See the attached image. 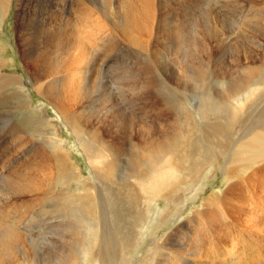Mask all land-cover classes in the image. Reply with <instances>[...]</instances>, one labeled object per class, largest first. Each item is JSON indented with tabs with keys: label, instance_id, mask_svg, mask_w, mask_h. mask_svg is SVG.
Listing matches in <instances>:
<instances>
[{
	"label": "rangeland",
	"instance_id": "rangeland-1",
	"mask_svg": "<svg viewBox=\"0 0 264 264\" xmlns=\"http://www.w3.org/2000/svg\"><path fill=\"white\" fill-rule=\"evenodd\" d=\"M107 1L108 0H20L18 3V8L20 9H17L16 0H2L3 4L0 5V66L2 67V70L7 77H20L21 80H24L25 83V87L22 88V90H18L19 92L15 91V88H17V86H15V84H12L11 86L3 89L0 95V101L2 100V102H0V160H3L8 151L9 156H11L9 158V161L5 159L4 163H0V174L2 173L0 175V195H2L3 198L2 199L0 196V202L5 201V203H1L3 206L0 205V215H3L0 216V222L4 223L7 227L11 225V227L16 229L18 232L22 227V229L20 230V233H22V241L19 243L13 242L8 246L6 250L14 254L15 259H10V262H12L13 264H26L16 262L19 253L17 254V248H15V246L18 247V249H21L23 247L26 249L28 245H31V240L33 241V245L35 246L38 253L35 264H55L56 259H59L63 256L62 251H64L65 249L66 251L69 250L70 246L76 248L77 245H75V243L74 245H70L71 237L75 241V230H77L75 229V226H79L77 224L76 217H73V219L71 218L68 208H66V211L62 213L59 210V207H56V203L58 201L57 191H59L62 184H66V188L70 191L76 189L78 178H75L74 170L77 172L78 177L81 180L83 178L91 180L92 184L84 182L83 189L87 190L92 195L97 196V198L100 197V194L102 195V191L105 188H108L111 185H113L115 188H119V194L114 192H107L109 195L118 196L121 194L126 195L128 193H133L132 188L129 186L131 184L130 180L120 177L122 176V173L127 177L128 173L124 172L123 169H130V166L135 164V162L145 164L143 158L140 157L139 153L141 152L139 148H141V142L143 140L141 127L146 123V120H144V118L142 117L146 115L149 117L152 123H159V127L164 125L167 118L171 119V121H176L179 133L180 131L185 130L183 129L186 127L185 122H188L189 127L194 126V129L193 131H191L189 137L184 134L178 136L174 143L176 145V148L168 149L178 150V158L181 161L184 160L182 162L184 163V165L196 163V157H198L197 155H199V158L201 159L200 165H191V168L187 166V168L191 171L188 176L183 175L181 172H177L174 174V178L169 180L167 179L164 183H162L161 188L164 192L168 191V189L172 186L175 187V189H173L175 191V196L173 198H169L158 192L157 196L155 195V197H153V199L150 201L148 209L142 213V220L138 223V226L136 225V228H134V230L138 229L137 231L140 232V238H137L135 242H128V237L126 238L122 234L121 229L115 228L114 231L117 233L122 243L120 247L117 248L114 238L112 237L111 239V234L108 226H104L105 223L103 221L101 222L100 232L102 233V230L105 229L106 240L108 241L107 247L104 250L106 257L105 264H140L142 259L147 254L146 252L151 247L150 241L155 240L154 237H158L161 235H165V237H168L179 224L181 229L183 228L186 233L188 232V236L185 233L186 239L188 241L191 240L189 244L187 243L188 241L184 239L185 237H183L182 235L180 236L179 234V236L181 237L180 246L185 247V245L188 244L190 245L189 248H193L194 244L196 243V241H194L195 236L191 230V221L194 220L192 218L193 215H195L194 213H202L207 211L215 212L219 217L223 218V213L220 210H217L216 207L220 206L218 202L221 203L225 208L234 206L233 208H236V210H238V207L240 208L241 205L247 200V198L252 195V192H250L245 198L241 197L238 202L234 201L236 191L238 189L245 188L243 185L245 181L244 179L250 176L252 171L258 169L256 167V164L246 163L243 164L239 168V170L237 168V170L231 171L232 167H230L229 165L232 164V161L231 158L229 159V157L231 154H233L234 151H238L237 148L241 147L240 141L241 143L245 142V140L243 139L245 136V139L247 138V141L254 134H257V130L258 133L264 135V13L262 12V10L256 13H253L252 11L250 12L247 7H244L245 4H243L244 2L242 0H206L207 2H204L202 0L198 6H195L196 8L193 7V14H191L190 12L189 16L190 22L189 24H185V26L182 27L183 34L182 36H180V41H177L176 36H173L174 38L172 39L169 37L166 38V36H168V33H165V31H170V22L172 20V16L167 13L168 8L171 5H174V3L176 4L177 2L176 0H163V2L161 3L164 4L165 1L167 3L166 5L160 3L159 13L155 14L152 24L150 23L149 30L142 34L139 41L134 42L129 37H127V35L125 37L123 34H121L123 33L122 26L124 25V22L127 18L122 14L118 15L119 17L115 14L116 17H118L117 19L116 17H114V12L120 9V7L122 6V2L120 1V3L119 0H111L110 4V0L108 1V3H106ZM181 1L183 2H181L180 4L184 7L186 3L184 2V0ZM247 1L255 2V0ZM76 2L77 4H75ZM78 4L85 7L81 8L82 11L84 10L83 13L85 15H89L90 12L88 10H91V14L95 19L100 17V19H98L100 21L96 20V22L101 23V20H103L104 18L107 21L104 19L105 22L102 21V25H104L102 27L103 29L100 30L97 35H94L95 37L92 36L93 41L91 40L89 42L91 46H84L87 55H85L82 63L73 65L72 57H75L74 54H77V52L73 53L74 51L72 52L73 55L70 62L68 61L70 60L69 58L71 54L70 56H67L65 54V60H53L54 62H59V64L62 63V65L65 62L67 63L66 68H58L59 71H56L57 73L55 72V74H57L58 76H55L53 72L57 70V67L55 66L54 62H48L47 67L46 65L44 66V57L43 55L40 56L42 54V51H40V44L45 41L46 36L48 35L47 31L51 24L49 22H52L51 20L54 19V16H60L63 14V16L66 17L65 15H72L73 13L75 14L77 6H79ZM83 4H85L86 6ZM92 4L98 10L100 9L101 13L93 10L95 13H99V17H95L97 15H94V12L92 11ZM101 5L104 8H101ZM111 6L113 8H111ZM87 7H89L90 9H88ZM105 7L107 8V11L109 8V11L111 12L115 8L118 9H115L112 14L111 12L109 13V11L102 12L104 11L103 9L106 10ZM256 9L257 8H254V10ZM87 12L89 13L87 14ZM209 12H211L212 14ZM101 14L104 15V18H102L103 16ZM107 14L108 16H106ZM165 15H167V17ZM216 15L219 16L221 20L220 24L215 18ZM256 16H259L260 18L255 19L254 17ZM17 17L19 23L18 26L16 22ZM113 17L116 21H114ZM108 21L110 24H108ZM104 23H107V25H105ZM203 23H205L208 27V34L210 33V35L206 34V30H203ZM46 24L48 27L46 26ZM45 27L46 32H44ZM113 27L114 29H116L114 30ZM193 27L197 28L196 33ZM21 28L24 30H22ZM107 28H111V31L114 30L113 34L109 35L110 32H107L109 31ZM17 32H20L21 37L23 36L22 44L24 49L16 46L18 45V38H16ZM100 34H104V37ZM99 35L100 37H98ZM107 37L109 38L108 40ZM165 38H169L168 40L171 39L170 42L175 43V45L171 46L168 55L159 57L157 60H155L156 49H159V52L163 53L164 44L168 41H166ZM14 41H16V44ZM142 42L144 45L142 44ZM29 43H31V47L29 46ZM109 43L111 44L109 45ZM106 44H108V46H111V48ZM158 44H160V46ZM33 45L35 47H33ZM214 45H216L217 48ZM25 46L29 49H27ZM89 46L92 47L93 50L90 49ZM37 47H39V49ZM151 47L154 52H149ZM141 49L145 51L143 52ZM25 50L29 51L26 53L24 52ZM37 51H39L40 53L38 54ZM34 55L37 56V58L39 56V58H36V60ZM172 55L175 57V60ZM26 60H28V63ZM155 61L157 71L153 73L151 71V67ZM35 62L37 65H40L35 66ZM32 64L33 66H31ZM42 64L43 67L41 66ZM34 66L36 67V69ZM38 67L40 69L42 68L43 70L41 69V71L39 72L40 69ZM69 71H72L71 73H74L75 75L78 74L76 75V78H79L80 83L83 84L82 89L84 91V94L79 97L80 101L77 102V105L79 104L78 107L82 108L79 117H81V121H85L91 125L89 126L91 127V131H89V129L85 130V135L82 137V141H80L75 134H72L74 133V131L72 132L70 126H64V124L59 121L58 114H56L57 112L55 111V105L57 103L55 97L62 96L63 87H60L61 85L59 83L65 79L67 73L69 74ZM243 71L245 73H243ZM50 72H52L51 74H53L54 77L51 76L44 79L43 81L44 83L48 82V86L52 85V90L56 89L55 94L52 93L51 96L43 97L36 91V93H34L33 91L35 89L32 84L31 78L37 79L38 75L44 73L49 74ZM179 73L182 77L179 76ZM226 73L229 76H227ZM30 74H32L33 76H31ZM35 75L37 76L34 77ZM236 75L239 76V78ZM87 78L92 79L89 80ZM183 81L186 83L183 84ZM128 82L130 83L129 86H131L132 90H130L131 88L128 87ZM59 92H61V94ZM228 99H230V101ZM211 100L214 105L219 106L218 110H216V107H214L216 109L213 108V113L208 112L207 106V103H211L210 105H212ZM27 101L28 103H26ZM24 105L26 106V108ZM204 107H206V109L203 110ZM200 110L203 111V114L205 115L202 116ZM43 113L46 115L45 118ZM55 122L57 123V128L59 127V130L55 129ZM110 125L112 131H110L108 127ZM103 128L109 131L110 138L103 136V139L105 141L102 146L97 144L95 145L90 137L95 136L98 133L100 135H103ZM155 130L157 131L153 135L154 138L152 137L149 141L150 143L153 142V146L155 145L157 148H159L161 146H165L166 142L169 145L172 144L175 139V135L173 136L171 134H176L175 131H159L157 127ZM20 131L31 134L33 138L28 141L29 145L27 144V148H23L21 151H17L18 148H15L14 146L15 141H12V139L15 138H13L11 135ZM249 134H251L252 136H249ZM193 135L195 136L193 138H190ZM27 138H29L27 135L26 138L22 137V139L25 141L21 139L22 142L20 143L21 145L19 144L20 147H22L24 142H27ZM47 141H50V143H54L56 146L60 144L63 145L68 158L66 160L65 175L67 174L66 176L71 179L66 180V176L60 177L57 172V164L55 163V161H53V164L50 167H52L53 169L55 167L56 171L55 169L53 170L54 175L49 181L50 186L48 190L45 191V188L47 187L45 185L46 182L38 183L39 178H37L38 173L36 171L38 170V168H35L36 164L34 162L29 166L30 173L27 169V172L25 170L22 171H24V173H29L30 183L33 178L32 181H35V185L36 183H38V187L36 189L35 186L31 187L29 180L27 179L29 175L26 177L27 174L25 173V175L21 172L22 179L26 177V181L24 182V184H26L28 181V184H26L27 189L22 190V192L19 191L20 193L13 191L11 192V189H8V186L10 187L12 183H10L11 181L7 182L5 177L7 174L6 170L8 169V163H12L13 166L14 163L22 161L28 153L27 151H29L30 153L35 151L39 156L40 154H42L43 150L48 151L49 147V149L53 148ZM35 142L38 143V145ZM110 142H112V144H109ZM35 146L39 148H35ZM155 146L154 148L156 150L157 148ZM29 147L33 148L29 149ZM108 148H114L115 150L119 151L120 155L117 160H114V165H121L122 168L119 169L116 180H114L112 183L105 182L103 184L102 180H93V178L96 177L93 176L95 175V170L93 169L95 163H92L90 160H95L99 155L101 156L102 154H106L105 151H107ZM51 150L52 152L54 151V149ZM192 155L195 156L193 157ZM89 164L92 166V168H90ZM145 168L147 169V167ZM194 169L195 171H193ZM226 169L228 170L227 173L225 172ZM23 175L25 177H23ZM62 179H64V181ZM41 180H44L42 176ZM4 181L6 182V184L8 183V185L5 186ZM2 182L4 184H2ZM21 183H23L22 180ZM89 184L92 186L93 190H91V186ZM117 184H119L120 186ZM55 185L57 191H55L54 189ZM99 185L101 187L104 186L105 188L103 187L100 190ZM7 190L9 194H7ZM27 190H30V192H28ZM9 191L12 194H10ZM23 191L27 193H23ZM5 195H7L8 197ZM5 197H7V200ZM12 197L15 200H13ZM16 200L22 203L20 207L15 209L20 213L22 212L21 219L23 220H19L22 223L20 224V222L18 221L21 226H19L18 223H13V219L9 218L11 217V209L7 208V204L9 202L11 203ZM51 203H53L55 206L51 205ZM4 206L6 208L1 209V207ZM51 206H53L54 208ZM249 207L252 208V210H256L255 206L252 204ZM122 210H124V208ZM5 212H8V214H6ZM67 213L69 214V217L67 216ZM71 215H74V213H72ZM31 216L34 217L32 218ZM156 216L158 217L155 218ZM103 219L105 218L103 217ZM187 221L188 223H186ZM162 222L164 224L161 225ZM260 223L261 221L258 224ZM50 224L53 226H51ZM186 224H189V226L187 227ZM128 225H134V221H130V223L128 222ZM124 228L128 229L127 226H125ZM151 234L153 235L151 236ZM262 234L264 235V229ZM76 236H78L79 238L81 235L78 232L76 233ZM31 237L32 239L30 240ZM83 239H85V236ZM27 240L30 241L28 242ZM192 240L194 242H192ZM20 243H23L24 245ZM235 245H237V243H235ZM125 246L127 249L125 248ZM249 246H251V244H249ZM122 249L125 250L122 251ZM55 250L57 251L55 252ZM189 252L191 253V249H189L187 254H190ZM244 257L245 255H243V258ZM90 263L99 264V261L96 258L90 259ZM31 264H33V259ZM72 264H80L79 259H75Z\"/></svg>",
	"mask_w": 264,
	"mask_h": 264
},
{
	"label": "bare ground",
	"instance_id": "bare-ground-1",
	"mask_svg": "<svg viewBox=\"0 0 264 264\" xmlns=\"http://www.w3.org/2000/svg\"><path fill=\"white\" fill-rule=\"evenodd\" d=\"M17 1V9L18 8V3L20 0H16ZM25 1V0H24ZM87 1V0H86ZM109 1V0H108ZM108 1L106 3H108ZM116 1V0H114ZM122 3H121V2ZM167 1V0H166ZM165 1V5L166 2ZM170 1V0H169ZM202 0H184V2L186 3L185 6L183 7L180 3L183 2L181 0H176V4L174 3V5H171L168 8V14L172 16V20L170 22V31L165 33H168L169 38H174L173 36H176V40L180 41V36H182L183 34V29L182 27L185 26V24H189L190 22V12L192 13V9L195 6H198L201 3ZM204 2H207L206 0H203ZM227 1V0H226ZM238 1V0H237ZM245 4L244 7L248 8V10H250V12L252 11L253 13L255 12H259L262 10V12L264 13V0H255L250 2L247 0H242ZM119 2L122 4V6L120 7V9L116 10V12H114V10L111 12L108 11L109 13L111 12L114 15L116 14L118 15H123L124 17H126V21L124 22V25L122 26V31L125 37L127 35V37H129L131 40L135 41H139L142 34L144 32H147L149 30V26L150 23L152 24L155 14L159 13L160 10V3L163 2V0H119ZM235 2V1H234ZM119 3V4H120ZM169 3V2H168ZM172 3V2H171ZM239 3V2H238ZM237 3V4H238ZM242 3V2H241ZM2 0H0V5H2ZM77 4V2L75 3ZM110 4H111V0H110ZM118 4V5H119ZM163 4V3H161ZM163 4V5H164ZM236 4V5H237ZM21 5V4H20ZM79 5V4H78ZM85 5V4H83ZM72 6V5H71ZM86 6V5H85ZM102 6V5H101ZM109 6V4H108ZM107 6V7H108ZM113 6V5H112ZM111 6V8H113ZM204 6V5H203ZM206 6V5H205ZM208 6V4H207ZM206 6V7H207ZM62 7V6H61ZM242 7V6H241ZM81 8H85L84 6H77L76 12L75 14L73 13L72 15H65L66 17L62 15L58 16L55 15L54 19H52V22L49 29H48V35L46 36V39L44 42H42V44H40V48L42 51L41 55H43L44 57V66L47 64L48 62H54L53 60L55 59H59V60H65V54L68 56H70V60L68 62L71 61V57H72V52L75 53L77 52V54H74L75 57H72V62L73 65L74 64H80L82 63L85 55L86 51L84 46H88L91 44H89V42L92 40L93 41V37H95L94 35H97L98 32H100V30H102L103 26L102 25V21L105 22V18L104 15H102L104 18L103 20H101L100 22H96L100 21L98 19H100L99 17V13H95L94 11L100 12V9L98 10L97 8H95V6L92 4L91 8L92 11L94 12V15L96 14L97 16L95 17H99V18H94V16L91 14V10H88L89 12H87V14L89 13V15H85L82 11ZM88 9H90L89 7H87ZM100 8V7H99ZM101 8H104L103 6ZM106 8V7H105ZM196 8V7H195ZM210 8V7H209ZM216 8V7H215ZM236 8V7H235ZM254 8H257L256 10H254ZM105 12L107 11L103 9ZM167 10V9H166ZM191 10V11H190ZM205 10V9H204ZM207 10V9H206ZM254 10V11H253ZM107 11V12H108ZM16 12V11H15ZM65 13V12H64ZM101 13V12H100ZM165 13V12H164ZM211 13V12H209ZM15 14V13H14ZM17 14V13H16ZM58 14V13H57ZM105 14V13H104ZM166 14V13H165ZM167 14V15H168ZM212 14V13H211ZM116 15L114 17H116ZM167 15H165L167 17ZM223 15V14H222ZM108 16V14L106 15ZM122 16V17H123ZM206 16V14H205ZM221 16V15H220ZM113 17V18H114ZM119 17V16H118ZM116 17V19L118 18ZM202 17V16H201ZM213 17V16H212ZM111 18V17H110ZM164 18V17H163ZM215 18L218 20V23H221V20L219 18V16H215ZM228 18V17H227ZM256 18H260L259 16L254 17ZM95 20V21H94ZM120 20V18H119ZM161 20V19H160ZM213 20V18H212ZM1 21V20H0ZM14 21V20H13ZM107 21V20H106ZM114 21L115 18H114ZM118 21V20H117ZM16 22H17V26H18V17L16 18ZM15 22V23H16ZM253 22V21H252ZM39 23V22H38ZM96 23V24H95ZM88 24V25H87ZM105 24V23H104ZM108 24L109 21H108ZM164 24V23H163ZM204 25L203 30H206V34H208V27L206 26L205 23H203ZM107 25V23L105 24ZM43 26V25H42ZM47 26V24H46ZM209 26V25H208ZM48 27V26H47ZM197 27V26H196ZM200 27V24H199ZM198 27V28H199ZM20 28V27H19ZM105 28V27H104ZM216 28V27H215ZM218 28V27H217ZM22 29V28H21ZM106 29V28H105ZM108 29V28H107ZM114 29V27H113ZM116 29V28H115ZM114 29V30H115ZM159 29V27H158ZM194 31L196 33L197 28H194ZM19 30V29H18ZM17 30V31H18ZM24 30V29H22ZM110 32V34H113V31H111V28L108 29ZM168 30V29H167ZM215 30V29H214ZM213 30V31H214ZM219 30V29H218ZM163 31V29H162ZM257 31V30H256ZM44 32H46V27ZM220 32V31H219ZM104 33V31H103ZM116 33V32H115ZM159 33V32H158ZM161 33V32H160ZM222 33V32H221ZM47 34V33H46ZM117 34V33H116ZM162 34V33H161ZM101 35V34H100ZM100 35L98 37H100ZM104 35V34H103ZM101 35V36H103ZM108 35V36H109ZM158 35V34H157ZM210 35V33L208 34ZM218 35V34H217ZM18 38V47L23 48V44H22V37L20 35V32H17L16 35ZM93 36V37H92ZM117 36V35H116ZM155 36V35H154ZM28 37V36H27ZM45 37V35H44ZM104 37V36H103ZM118 37V36H117ZM147 37V36H146ZM161 37V36H159ZM210 37V36H209ZM25 38V37H24ZM92 38V39H91ZM97 38V37H96ZM112 38V37H111ZM122 38V37H121ZM150 38V37H149ZM148 38V39H149ZM163 38V37H162ZM165 38V39H166ZM168 38V39H169ZM221 38V37H219ZM262 38V37H261ZM31 39V38H30ZM38 39V37H37ZM99 39V38H98ZM103 39V38H102ZM106 39V38H105ZM109 38L107 37V40ZM117 39V38H116ZM147 39V40H148ZM158 39V38H157ZM166 39V41L168 40ZM170 39V40H171ZM223 39V37H222ZM16 40V39H15ZM27 40V39H26ZM25 40V41H26ZM43 40V39H42ZM95 40V39H94ZM118 40V39H117ZM115 40V41H117ZM130 40V41H131ZM146 40V41H147ZM170 40H168L166 43L164 44L163 47V53L159 52V49H156V59L157 60L159 57H163L168 55V52L170 51L171 46L175 45V43L170 42ZM182 40V39H181ZM218 40V39H217ZM39 41V40H38ZM105 41V40H104ZM111 41V40H110ZM142 41V40H141ZM160 41V40H159ZM16 44V41H14ZM40 42V41H39ZM106 42V41H105ZM158 42V41H157ZM161 42V41H160ZM94 43V42H92ZM107 43V42H106ZM120 43V42H119ZM161 43V44H163ZM219 43V42H218ZM31 43H29V46ZM111 43H109L110 45ZM131 44V42H130ZM143 44V42H142ZM148 44V43H147ZM194 44V43H193ZM95 45V44H93ZM102 45V44H101ZM108 46V44H106ZM125 45V43H124ZM134 45V44H132ZM138 45V43H137ZM144 45V44H143ZM160 46V44H158ZM196 45V44H195ZM194 45V46H195ZM260 45V44H259ZM27 46V45H26ZM25 46V47H26ZM90 49H92V47H90ZM150 46V45H149ZM181 46V45H180ZM183 46V45H182ZM188 46V45H187ZM216 46V45H214ZM33 47H35L33 45ZM95 47V46H94ZM99 47V46H98ZM111 48V46H108ZM129 47V46H128ZM132 47V46H131ZM200 47V46H199ZM27 48V47H26ZM39 49V47H37ZM130 48V47H129ZM133 48V47H132ZM131 48V49H132ZM156 48V47H155ZM161 48V47H160ZM197 48V47H196ZM217 48V46H216ZM263 48V47H262ZM29 49V48H27ZM134 49V48H133ZM132 49V50H133ZM200 49V48H199ZM212 49V48H211ZM219 49V48H218ZM21 50V49H20ZM35 50V49H34ZM93 50V49H92ZM95 50V48H94ZM107 50V49H106ZM142 50V49H141ZM208 50V49H207ZM29 51V50H28ZM28 51H24V52H28ZM125 51V50H124ZM138 51V50H137ZM143 51V50H142ZM145 51V50H144ZM143 51V52H144ZM148 51V50H147ZM153 51L152 47L149 50V52ZM211 51V50H210ZM38 54L40 53L39 51H37ZM115 52V51H114ZM140 52V51H139ZM31 53V52H30ZM88 53V52H87ZM201 53V52H200ZM212 53V52H211ZM21 54V53H19ZM37 54V55H38ZM91 54V52H90ZM27 55V54H26ZM36 55V54H35ZM34 55V56H35ZM89 55V54H88ZM213 55V54H212ZM92 56V55H91ZM168 57V56H167ZM172 57H174L172 55ZM33 58V57H31ZM37 58V56H35V59ZM39 58V56H38ZM37 58V59H38ZM68 58V57H67ZM236 58V57H235ZM36 59V60H37ZM41 59V58H40ZM87 59V57H86ZM189 59V58H188ZM214 59V58H213ZM247 59V58H246ZM43 60V59H42ZM175 60V57H174ZM196 60V59H195ZM194 60V61H195ZM235 60V59H234ZM28 63V60H26ZM25 61V62H26ZM33 61V60H32ZM85 61V60H84ZM186 61V58H185ZM237 61V60H236ZM30 62V61H29ZM65 62V61H64ZM63 62V63H64ZM191 62V61H189ZM229 62V61H228ZM39 63V62H38ZM41 63V62H40ZM55 66L57 67V70H55L53 73L55 74V72L59 71L58 68L62 67L63 69L66 68L67 63L65 62L63 65L62 63L59 64V62H54ZM98 63V62H97ZM129 63V62H128ZM187 63V62H186ZM185 63V64H186ZM224 63V62H223ZM230 63V62H229ZM240 63V62H239ZM25 64V63H24ZM36 64V62H35ZM34 64V65H35ZM96 64V63H95ZM256 64V63H255ZM40 65V64H38ZM37 64L35 66H38ZM50 65V64H49ZM48 65V66H49ZM190 65V63H189ZM210 65V64H209ZM208 65V66H209ZM213 65V64H212ZM33 66V64L31 65ZM34 66V67H35ZM43 67V64L41 65ZM53 66V65H52ZM87 66V65H86ZM187 66V65H186ZM207 66V67H208ZM232 66V65H231ZM256 66V65H255ZM54 67V66H53ZM77 67V66H76ZM80 67V66H79ZM124 67V66H123ZM174 67V66H173ZM205 67V66H204ZM217 67V66H216ZM39 68V67H38ZM70 68V67H69ZM68 68V69H69ZM36 69V67H35ZM40 69V68H39ZM42 69V68H41ZM41 69L39 70V72L41 71ZM61 69V68H60ZM62 69V71H63ZM67 69V70H68ZM72 69V66H71ZM74 69V68H73ZM116 69V68H115ZM114 69V70H115ZM192 69V68H191ZM241 69V68H240ZM43 70V69H42ZM46 70V69H45ZM48 70V69H47ZM66 70V72H67ZM216 70V68H215ZM232 70V69H231ZM236 70V69H235ZM256 70V69H255ZM30 71V70H29ZM38 71V70H37ZM86 71V68H85ZM97 71V70H96ZM95 71V72H96ZM151 71L154 73L157 71V67H156V61L153 63L152 67H151ZM224 71V70H222ZM47 72V71H46ZM52 72H50L49 74H41V75H35L34 77L37 76V79H32V84L34 86V93H38L43 97H48L51 96L52 93L55 94V90L53 92L51 86H48L47 83H44V79L49 78V77H54L53 74H51ZM56 72V73H57ZM65 72V71H64ZM72 71H69V74L67 73L65 79L62 82H58L61 86L63 87L62 89V96H57L55 97L57 103L55 105V111L57 112L56 114H58L59 117V121L64 124V126H70L72 132L74 131V133L77 136V138L82 141V137L85 135V130L89 129V131H91V126L90 124H88L85 121H81V109L79 108L77 105V102L80 101L79 97L81 95L84 94V91L82 89V83H80L79 78H76V75L78 74H74L71 73ZM94 72V71H93ZM140 72V71H139ZM193 72V71H192ZM197 72V71H196ZM232 72V71H231ZM235 72V71H234ZM251 72V71H250ZM34 73V72H33ZM42 73V72H41ZM77 73V72H76ZM89 73V71H88ZM87 73V74H88ZM91 73V72H90ZM200 73V72H199ZM243 73H245L243 71ZM80 74V73H79ZM94 74V73H93ZM92 74V75H93ZM158 74V73H157ZM178 74V73H177ZM210 74V73H209ZM206 74V75H209ZM237 74V73H236ZM241 74V71H240ZM31 76H33L32 74H30ZM57 74H55L56 76ZM131 75V74H130ZM201 75V74H200ZM211 75V74H210ZM223 75V74H222ZM227 75V73H226ZM13 76V75H12ZM58 76V75H57ZM179 76L182 77L179 73ZM198 76V75H197ZM221 76V75H219ZM218 76V77H219ZM229 76V75H227ZM237 76V75H236ZM241 76V75H240ZM256 76V75H255ZM145 77V76H144ZM189 77V76H188ZM225 77V76H224ZM232 77V76H230ZM239 78V76H237ZM134 78V77H133ZM211 78V77H210ZM253 78V77H252ZM30 79V78H29ZM52 79V78H51ZM87 79H92V78H87ZM97 79V78H95ZM202 79V78H201ZM223 79V78H221ZM231 79V78H230ZM233 79V78H232ZM132 80V79H131ZM200 80V79H199ZM203 80V79H202ZM43 81V83H42ZM50 81V80H49ZM53 81V80H52ZM61 81V80H60ZM92 81V80H91ZM133 81V80H132ZM194 81V80H193ZM223 81V80H222ZM244 81V80H243ZM26 82V81H25ZM84 82V81H83ZM90 82V81H88ZM184 82V81H183ZM200 82V81H199ZM221 82V81H220ZM50 83V82H49ZM129 83V82H128ZM186 82H184L183 84H185ZM204 83V82H203ZM240 83V82H239ZM12 84H15V86H17V88H15V91L18 90H22V88L25 87V83L24 80L22 81L20 77H7L3 70L2 67L0 66V95L3 89H5L6 87L11 86ZM29 84V82H28ZM181 84V83H180ZM55 85V84H54ZM124 85V84H123ZM130 83L128 84V87L131 88V86H129ZM189 85V84H188ZM241 85V84H240ZM29 86V85H28ZM32 86V85H31ZM140 86V85H139ZM228 86V85H226ZM237 86V85H236ZM246 86V85H245ZM249 86V85H248ZM14 87V86H13ZM144 87V86H143ZM198 87V86H197ZM206 87V86H205ZM238 87V86H237ZM244 87V86H243ZM55 88V86H54ZM245 88V87H244ZM247 88V87H246ZM33 89V88H31ZM171 89V88H170ZM237 89V88H236ZM243 89V88H242ZM241 89V90H242ZM132 90V88L130 89ZM183 90V88H182ZM205 90V89H204ZM210 90V89H209ZM220 90V88H219ZM222 90V89H221ZM246 90V89H245ZM36 91V92H35ZM248 91V89H247ZM256 91V90H255ZM261 91V90H260ZM19 92V91H18ZM16 92V93H18ZM242 92V91H240ZM30 93V92H29ZM61 94V92H59ZM58 93V94H59ZM57 94V93H56ZM203 94V93H202ZM206 94V93H205ZM235 94V93H234ZM178 95V94H177ZM220 95V94H218ZM27 96V95H26ZM30 96V95H29ZM179 96V95H178ZM215 97V96H214ZM218 97V96H217ZM221 97V96H220ZM219 97V98H220ZM226 97V96H225ZM17 98V97H16ZM202 98V97H201ZM218 99V98H217ZM54 100V99H53ZM230 101V99H228ZM9 101V100H8ZM184 101V98H183ZM182 101V102H183ZM214 101V100H213ZM2 102V100L0 101ZM49 102V101H48ZM51 102V101H50ZM132 102V101H131ZM212 102V100H211ZM6 103V102H4ZM28 103V101L26 102ZM136 103V102H135ZM223 103V102H222ZM24 104V103H23ZM211 103H207L208 106V112L213 113V108L218 110L219 106H216L213 104L210 105ZM241 105V104H240ZM25 106V105H24ZM204 106V105H203ZM206 106V107H207ZM257 106V105H256ZM82 107V106H81ZM206 107L203 108L206 109ZM254 107V105H253ZM20 108V107H19ZM26 108V106H25ZM1 109V108H0ZM11 109V108H9ZM8 109V110H9ZM202 110V109H201ZM200 110V113L203 115L204 112ZM215 110V111H216ZM233 113V112H232ZM235 113V112H234ZM237 113V111H236ZM44 114V113H43ZM132 114V113H131ZM154 114V112H153ZM146 115V114H145ZM234 115V114H233ZM237 115V114H236ZM241 115V113H240ZM46 117V115L44 114V118ZM187 117V114H186ZM142 118H144V120H146V123L144 125H142L141 127V131H142V135L146 136L143 137L142 136V142H141V148L140 149V157L143 158L145 164H140L138 162H135V164H133L132 166H130V169H123L124 172L128 173V176L126 177L123 173L122 176L120 178H124V179H128L130 180V187L133 190V193H128L126 195H109L107 192H114V193H118L119 194V188H115L113 185L109 186L108 188H105L104 186H100V190L104 187L105 189L102 191V195L100 194V197L97 198V196L92 195L91 193H89L87 190L83 189V185L84 182L85 183H90L92 184L91 180L89 179H80L78 177L77 172L74 170V174H75V178L77 179V186L75 190H69L66 188V184H62L61 188L59 189V191H57L56 185L54 186L55 191L58 192L57 194V203H56V207H59V210L63 213L64 211H66V208H68L69 213L71 218L73 219V217H76L77 220V224L79 226H75V241L73 240V238L71 237V241H70V245H77L76 248L70 246L69 250L66 251V249L64 251H62L63 256L60 257L59 259H56V263L55 264H72V262L75 261V259H79L80 264H91L90 263V259H98L99 264H105V253L104 250L107 247L108 241L106 240V232L105 229L102 230V233L100 232V225L101 222L103 221L105 225L108 226L110 234H111V239L112 237L114 238L117 248L120 247L121 240L119 239L117 233L114 231L115 228H119L121 229L122 234L127 238L128 237V242H135V240L137 238H140V232H138L137 230H134V228H136L135 226H138V223L142 220V213L145 212L148 209V206L150 205V201L153 199V197H155V195L157 196V193H162L163 195L169 197V198H173L175 195V191L173 189H175V187H171L168 189V191L164 192L162 191L161 185L162 183H164L167 179H172L174 178V174L177 172H181L183 175H189L191 173L190 169L187 168V166H189V168H191L190 166L194 165V166H199L200 165V158L199 155H197L198 157H196L197 162L194 164H187L184 165V163H182L183 161L179 160L177 152H179L178 150H171L168 148H176L175 140L178 136L184 134L186 136H190L191 131H193L194 126L189 127L188 122L186 124V127L183 128L185 129L184 131H180V133L178 132V128H177V122L176 121H171V119L167 118L164 123L163 126L159 127V123H152L151 120L149 119V117L143 116ZM188 119V118H187ZM49 120V119H48ZM78 120V122H77ZM121 120V119H120ZM124 120V119H123ZM34 121V120H33ZM90 121V120H89ZM8 122V121H7ZM143 123V122H142ZM49 125V124H47ZM55 125V129L59 130L57 128V123H54ZM175 128H173V127ZM110 131H112L111 125L108 126ZM117 127V126H116ZM157 127V129L159 131L161 130H171V131H175L176 134H171V135H175V139L172 142V144H168L167 142L165 143V146H161L159 148H157L155 145V147L157 148L155 150L154 146H153V142L150 143V139L153 137L154 133L157 131L155 130ZM34 128V127H33ZM192 128V129H191ZM209 128V127H208ZM119 129V128H118ZM176 129V130H175ZM181 129V128H180ZM56 132V131H55ZM243 132V131H242ZM247 132V131H246ZM21 133V134H19ZM164 133V132H162ZM167 133V132H166ZM229 133V132H228ZM12 134V133H11ZM109 131L105 128H103V135H100L99 133L96 134L95 136L90 137L91 140L95 143V145H101L104 143V137H108L109 136ZM26 135L29 137L27 138V142H24V144L22 145V147H20V143L22 142V137L26 138ZM87 135V134H86ZM164 135V134H163ZM167 135V134H166ZM204 135V134H203ZM251 134H249L250 136ZM13 138L12 141H15V148H18L17 151H21L23 148H27L28 141H30L31 138H33V136L29 133H26L24 131H20V132H16L15 134L11 135ZM89 136V135H88ZM195 135L191 136L190 138H193ZM244 136V135H243ZM252 136V135H251ZM158 137V136H157ZM167 137V136H166ZM169 137V136H168ZM246 137V136H245ZM245 137L243 138L245 140V142L241 144V147L237 148L238 151H234L233 154L230 155L229 159L231 158L232 164L229 165L230 167H232L231 171L234 170H239V168L243 165V164H256V168L257 170L252 171L251 175L248 176L247 178H245L244 181V189H238L236 191L235 194V198L234 201L238 202V200L242 198H245L250 192H252V195L249 196L247 198V200L241 205V207H238V210H236V208L233 207H227L225 208L221 203L218 202V204L220 206H216L217 210H220L224 217L221 218L218 216V214H216L215 212H196L194 213L195 215H193V221H191V230L195 236V240L196 243L194 244L193 248H189L190 245L186 244L185 247H181L180 246V240H181V235L183 237H185L184 239H186V233L185 230H183V228L181 229L180 224L177 226L176 229H174L171 234L167 237H165V235H161L158 237H154L155 240H151V247L150 249L144 254L145 257L142 259L140 264H264V235L263 233V229H264V135L258 133L257 130V134H254L250 139H248L246 141ZM6 138V137H5ZM89 138V139H90ZM154 138V137H153ZM164 138V137H163ZM162 138V139H163ZM249 138V137H248ZM22 139V140H21ZM29 139V140H28ZM35 139V138H34ZM85 139V137H84ZM173 139V138H172ZM242 139V140H243ZM6 140V139H5ZM10 140V138H9ZM167 140V139H166ZM194 140V139H193ZM237 140V139H236ZM7 141V140H6ZM25 141V140H23ZM53 141V140H52ZM61 141V140H60ZM141 141V139H140ZM172 141V140H171ZM199 141V139H198ZM49 144H51V149H54V151L52 152L51 149L48 148V151L43 150L42 154H40L39 156L37 155V152L30 153L29 151H27L28 153L26 154V156L23 158L22 161L20 162H16L14 163V165L12 166V163H8V169L6 170V181L10 183H12V185L9 187L8 189H11V192H22V190H26L27 186L26 184H28V181L26 184H24V182L26 181V177L29 175L30 171H29V166L35 162V168L37 167L38 170V176L37 178H39L38 183H45V185L47 186L45 188V191L48 190L49 188V181L52 179L53 177V170L54 169L50 166H52V162L55 161V163L57 164V172L58 175L60 177H64L65 175V171H66V160L67 158V154L65 153V150L63 148V145L60 144L58 146H56L54 143H50V141H47ZM85 142V141H84ZM88 142V141H87ZM178 142V141H176ZM10 143V142H9ZM8 143V145H9ZM36 143V142H35ZM14 144V143H13ZM12 144V146H13ZM20 144V145H19ZM28 144V145H27ZM38 145V143H36ZM109 144H112V142H110ZM144 144V145H143ZM155 144V143H154ZM237 144V143H236ZM239 144V145H240ZM34 145V144H33ZM32 146V145H31ZM237 146V145H236ZM58 147V148H57ZM99 147V146H98ZM139 147V146H138ZM1 148V147H0ZM21 148V149H20ZM33 148V147H29ZM35 148H39L36 147ZM96 148V146H95ZM105 148V147H104ZM233 148V146H232ZM9 149V148H8ZM7 149V150H8ZM138 149V148H137ZM1 150V149H0ZM5 150V149H4ZM51 150V151H50ZM97 150V149H96ZM3 151V150H2ZM37 151V150H36ZM39 151V150H38ZM94 151V150H93ZM7 152V151H6ZM9 152V151H8ZM8 152L6 153L5 157L3 158V160H0V163H4L5 159L7 161H9V158L11 156H9ZM106 154H102L101 156L99 155L95 160H90L92 163H95L93 169L95 170V175L96 176L93 178V180L95 181H100L102 180V183L104 184L105 182H109L112 183L114 180H116L117 178V173L119 172V169L122 168L121 165H114L115 161L117 160L120 153L119 151L115 150L114 148H111L107 151H105ZM191 152V151H190ZM16 153V152H15ZM14 153V154H15ZM99 153V152H98ZM104 153V152H103ZM13 154V155H14ZM23 154V153H22ZM194 154V153H193ZM204 154V153H203ZM2 155V153H1ZM17 156V155H16ZM38 156V157H37ZM193 156V155H192ZM195 156V155H194ZM193 156V157H194ZM20 157V156H19ZM22 157V156H21ZM201 157V156H200ZM38 158V159H36ZM188 158V157H187ZM190 158V157H189ZM192 158V157H191ZM12 159V158H11ZM10 159V161H11ZM182 159V158H181ZM14 160V157H13ZM112 160V161H111ZM142 160V159H141ZM195 160V159H194ZM181 161V162H180ZM190 161V159H189ZM230 161V160H229ZM133 162V161H132ZM6 163V164H7ZM91 163V164H92ZM7 166V165H6ZM90 168H92V166L89 164ZM228 166V165H227ZM255 166V165H254ZM34 167V166H33ZM147 167V169L145 168ZM118 168V169H117ZM127 168V167H126ZM145 168V169H144ZM197 168V167H196ZM229 168V167H227ZM29 171V173H26L27 170ZM34 169V168H33ZM144 169V170H143ZM25 170L26 174L24 173ZM31 170V169H30ZM56 171V169H55ZM129 171V172H128ZM195 171V169L193 170ZM227 169H226V173H227ZM26 175V177L23 175V177H25L24 179H22V173ZM33 172V171H32ZM31 172V173H32ZM122 172V169H121ZM230 173V171H229ZM2 174V173H1ZM0 174V175H1ZM92 174V173H91ZM32 175V174H31ZM142 175V176H141ZM41 176L42 178H44V180H41ZM186 176V177H187ZM2 177V176H1ZM3 178V177H2ZM12 179V180H11ZM18 179V180H17ZM27 179H30V175L29 177H27ZM71 178H69L68 176H66V180H69ZM17 180V181H16ZM21 180L23 181V183H21ZM33 180V178H32ZM31 180H29L30 186L33 187L35 186V189L38 187V183H36V185L34 184V182ZM36 180V179H35ZM64 181V179H62ZM3 181V179H2ZM5 182V181H4ZM116 182V181H115ZM168 182V181H167ZM9 183V184H10ZM117 183V182H116ZM121 183V181H120ZM169 183V182H168ZM2 184H4L2 182ZM89 184V185H90ZM96 184V183H95ZM8 185V183L6 184L5 182V186ZM119 185V184H117ZM125 185V184H124ZM240 185V184H239ZM3 186V185H1ZM63 186V187H62ZM91 186V185H90ZM98 186V187H99ZM120 186V185H119ZM122 186V185H121ZM166 186V185H165ZM233 186V185H232ZM231 186V187H232ZM241 186V185H240ZM239 187V186H238ZM97 188V187H96ZM121 188V187H120ZM164 188V187H163ZM29 189V188H28ZM235 189V188H234ZM233 189V190H234ZM237 189V187H236ZM235 189V190H236ZM2 190V189H1ZM6 190V189H5ZM91 190H93L92 186H91ZM99 190V189H98ZM121 190V189H120ZM164 190V189H163ZM28 192H30V190H27ZM2 192V191H1ZM6 192V191H5ZM3 192V193H5ZM10 192V191H9ZM10 192V194H12ZM19 192V193H20ZM91 192V191H90ZM100 192V191H99ZM123 192V191H122ZM2 193V194H3ZM23 193H27L24 192ZM7 194L8 190H7ZM16 194V193H15ZM96 194V193H95ZM231 194V193H230ZM2 198V195H0ZM7 196V195H5ZM13 196V195H11ZM50 196V195H49ZM228 196V195H227ZM230 196V195H229ZM4 197V195H3ZM8 197V196H7ZM7 197L6 200H7ZM28 197V196H27ZM10 198V197H9ZM97 198V199H96ZM166 198V197H165ZM225 198V197H224ZM3 199V198H2ZM13 199V197H12ZM19 199V198H18ZM22 199V198H21ZM31 199V198H30ZM35 199V198H34ZM50 199V198H49ZM167 199V198H166ZM9 200V199H8ZM15 200V199H13ZM41 200V199H39ZM178 200V199H177ZM24 201V200H23ZM208 201V200H207ZM29 202V201H27ZM42 202V201H41ZM171 202V201H170ZM234 202V204H235ZM243 202V201H242ZM1 203H5L4 202H0V205H2ZM7 203V202H6ZM25 203V202H24ZM227 203V202H225ZM22 203L18 202L17 200L14 202H9L7 204V208L11 209V217H9L10 219H13V223H18L19 220H23L21 219V214L19 211H16L15 209H17L18 207H20ZM28 204V203H27ZM211 204V203H210ZM247 204V205H246ZM254 205L256 210H252V208H250V205ZM5 205V204H4ZM51 205L55 206L53 203H51ZM172 205V204H170ZM3 206V205H2ZM29 206V205H28ZM45 206V205H44ZM51 206V207H53ZM50 207V206H49ZM5 209L6 207H1V209ZM38 208V207H37ZM54 208V207H53ZM121 210L124 208V210ZM57 209V208H56ZM52 210V209H51ZM172 210V209H171ZM211 210V209H210ZM3 211V210H2ZM23 211V210H22ZM36 211V210H35ZM235 211V212H234ZM9 212V215H10ZM27 212V211H26ZM25 212V213H26ZM49 212V210H48ZM58 212V211H57ZM60 212V213H61ZM171 212V211H170ZM1 213V212H0ZM6 213V212H5ZM4 213V214H5ZM38 213V212H36ZM52 213V212H51ZM72 213H74V215H71ZM149 213V212H148ZM8 214V212L6 213ZM5 214V215H6ZM78 214V215H77ZM29 215V214H28ZM31 215V214H30ZM36 215V214H35ZM39 215V214H38ZM57 215V214H56ZM59 215V214H58ZM150 215V214H149ZM3 216V215H0ZM63 216V215H62ZM67 216L69 217V214L67 213ZM147 216V215H146ZM159 216V215H158ZM158 216H156L155 218H157ZM5 217V216H4ZM32 217V216H31ZM34 217V216H33ZM32 217V218H33ZM37 217V216H35ZM52 217V216H51ZM66 217V216H65ZM103 217L105 219H103ZM166 217V216H165ZM7 218V217H6ZM40 218V217H39ZM48 218V217H47ZM147 218V217H146ZM163 218V217H162ZM161 218V219H162ZM227 218V219H225ZM41 219V218H40ZM66 219V218H65ZM160 219V220H161ZM168 219V218H167ZM6 220V219H5ZM158 220V219H157ZM156 220V221H157ZM1 221V220H0ZM12 221V220H11ZM34 221V219H33ZM36 221V220H35ZM41 221V220H40ZM45 221V220H44ZM130 221H134V225H128V222L130 223ZM144 221V220H143ZM189 221V219H188ZM188 221L186 223H188ZM261 221L260 224H258ZM9 222V221H7ZM20 222V221H19ZM37 222V221H36ZM145 222V221H144ZM160 222V221H158ZM22 222H20L21 224ZM24 223V221H23ZM157 223V222H156ZM238 225H237V224ZM240 223V224H239ZM8 224V223H7ZM12 224V223H11ZM19 224V223H18ZM19 224V226H21ZM34 224V223H33ZM164 224L163 222L161 223V225ZM15 225V224H14ZM51 225V224H50ZM48 225V226H50ZM187 227L189 226V224H186ZM257 225V227H256ZM13 226V225H12ZM18 226V227H19ZM33 226V225H32ZM53 226V225H51ZM125 226L128 227V229L124 228ZM159 226V225H158ZM14 227V226H13ZM17 227V226H16ZM27 228V227H26ZM30 228V226H29ZM34 228V227H33ZM49 228V227H48ZM174 228V227H173ZM230 230H229V229ZM22 229V227H21ZM20 229V230H21ZM52 229V228H51ZM118 229V230H119ZM143 229V228H142ZM188 229V228H187ZM186 229V230H187ZM190 229V228H189ZM19 230V232L12 228L11 225L10 226H5L4 223L0 222V264H13L12 262H10V259H15V256L12 252L6 251L8 246L10 244H12L13 242H21L22 241V237L20 233L21 231ZM82 230V231H81ZM28 231V230H27ZM52 231V230H51ZM50 231V232H51ZM71 231V230H70ZM141 231V230H140ZM46 232V231H45ZM49 232V233H50ZM80 233V237L78 238V236H76V233ZM119 232V231H118ZM255 232V233H252ZM20 233V234H19ZM48 233V234H49ZM61 233V232H60ZM166 233V232H165ZM186 233V234H185ZM44 234V232H43ZM47 234V233H46ZM71 234V233H70ZM108 234V233H107ZM164 234V233H163ZM180 234V236H179ZM191 234V232H190ZM189 234V235H190ZM247 234V235H246ZM37 235V234H36ZM42 235V234H41ZM55 235V234H54ZM153 234H151L152 236ZM85 236V239H83ZM123 236V237H124ZM150 236V237H151ZM157 236V235H155ZM188 236V234H187ZM48 237V235H47ZM54 237V236H53ZM193 237V235H192ZM36 238V237H35ZM38 238V237H37ZM32 239V237L30 238V240ZM44 239V237H43ZM63 239V238H62ZM30 240H27L28 242ZM39 240V239H38ZM65 240V239H64ZM106 240V241H105ZM183 240V239H182ZM187 240V239H186ZM37 241V240H36ZM46 241V240H45ZM66 241V240H65ZM188 241V240H187ZM189 240L187 243L190 244ZM192 240V242H194ZM56 242V241H55ZM60 242V241H59ZM67 242V241H66ZM69 242V241H68ZM143 242V241H142ZM185 242V241H184ZM183 242V243H184ZM191 242V244H192ZM61 243V242H60ZM235 243H237V245H235ZM23 244V243H20ZM52 244V243H51ZM130 244V243H129ZM227 244V245H225ZM249 244H251V246H249ZM24 245V244H23ZM37 245V244H36ZM63 245V244H62ZM65 245V244H64ZM39 246V245H38ZM55 246V245H54ZM67 246V245H66ZM65 246V247H66ZM69 246V245H68ZM129 246V245H128ZM131 246V245H130ZM45 247V246H44ZM15 248H17V254L19 253L18 257H17V261L16 262H20V263H26V264H31L32 259H33V264H35L36 258L38 257V253L36 251L35 246L33 245V241L31 240V245H28L27 248L25 249L23 248H19L15 246ZM43 248V247H42ZM122 248V246H121ZM126 248V246H125ZM191 249V253L187 254V252L189 251V249ZM127 249V248H126ZM14 250V249H13ZM61 250V249H60ZM111 250V249H109ZM113 250V249H112ZM117 250V249H116ZM125 249H122V251ZM57 250H55L56 252ZM115 251V250H114ZM129 251V250H128ZM52 252V251H51ZM41 253V252H40ZM46 254V253H45ZM110 254V253H109ZM56 255V254H55ZM243 255H245V257L243 258ZM115 256V255H114ZM121 256V255H120ZM119 256V257H120ZM142 257V256H141ZM53 258V256H52ZM121 258V257H120ZM228 258V259H227ZM7 259V261H6ZM263 260V262H262ZM38 261V260H37ZM112 261V260H111ZM124 261V260H123ZM52 262V261H51ZM77 262V261H76ZM262 262V263H261Z\"/></svg>",
	"mask_w": 264,
	"mask_h": 264
}]
</instances>
